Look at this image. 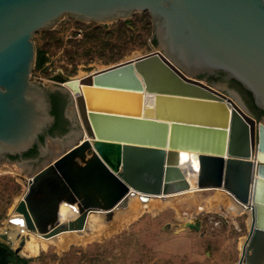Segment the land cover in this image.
<instances>
[{
  "label": "water",
  "instance_id": "95a60500",
  "mask_svg": "<svg viewBox=\"0 0 264 264\" xmlns=\"http://www.w3.org/2000/svg\"><path fill=\"white\" fill-rule=\"evenodd\" d=\"M134 10L152 14L156 50L67 86L57 74L48 87L30 81L34 32L64 14L107 23ZM54 91L67 98V123L51 135ZM255 105L264 110V0H0V164L16 160L26 176L40 169L17 211L46 237L62 230L63 200L81 211L67 229H84L89 211L109 221L133 191L147 200L189 189L179 165L186 150L198 155L200 188L223 186L251 203L237 264H264V115ZM85 132L94 143L72 146ZM0 238V264H17L18 250Z\"/></svg>",
  "mask_w": 264,
  "mask_h": 264
},
{
  "label": "rangeland",
  "instance_id": "374dc122",
  "mask_svg": "<svg viewBox=\"0 0 264 264\" xmlns=\"http://www.w3.org/2000/svg\"><path fill=\"white\" fill-rule=\"evenodd\" d=\"M153 27L149 11L134 10L107 23L64 14L52 28L34 32L36 58L30 81L48 87L55 83L50 80L54 74L75 77L88 68L152 52L157 49L151 40ZM21 169L26 167L16 160L0 164V232L10 224L25 192L16 175ZM217 192L202 190L150 202L139 197L133 204L136 209L121 207L112 219L102 217L77 238L37 242L39 250L31 253L26 243L11 235L8 250L13 253L21 246L17 264H237L250 231L249 214L230 210L227 197L221 194L220 200ZM188 222H200V229L188 227Z\"/></svg>",
  "mask_w": 264,
  "mask_h": 264
},
{
  "label": "bare ground",
  "instance_id": "6f19581e",
  "mask_svg": "<svg viewBox=\"0 0 264 264\" xmlns=\"http://www.w3.org/2000/svg\"><path fill=\"white\" fill-rule=\"evenodd\" d=\"M130 59H132V58H130ZM109 66H111V65H109ZM109 66L88 68L83 73H81L80 75L75 76V77H67V76H65L63 74H59V75L65 78L63 84L67 86V82L68 81L81 79V78H83V77H85V76H87L89 74H92V73H94V72H96L98 70L105 69V68H107ZM74 99H75V96H74ZM76 109H77V106H76ZM77 113H78V110H77ZM86 139H89L92 142V144L94 143V139L92 137H89L87 135V133L85 132L84 137L82 139H80L79 142L76 141L72 146H74V145L78 146L80 143H83ZM69 149H67L66 151H68ZM66 151H64L62 154L57 156L55 159H53L52 161H50L49 163H47L43 167H46L50 163H54ZM90 156L91 155L88 154L87 158L90 157ZM197 157H198V155L195 152L191 153L190 151H186V150H182L181 151V158H180V164L179 165L185 171V177H186V179L188 180V182L190 184L189 189H186V190H184L182 192L166 194V195L165 194H161V195H158V196L146 195V196H148L147 198L149 199V202L151 200L155 201L156 199H163V198L165 199V198H168V197L179 196V195L186 194V193H193V192H196V191L216 190V192L218 191L217 193L220 194V195H217V198H219L220 200H223L222 199L223 196L227 197L225 202L228 205V208L230 210H232L233 212L239 213V214L243 213V215H244V213L249 214V227H251V217H252L251 213H252V209H251V203L250 202L249 203H244V202L238 200L237 198H235V196L231 192H229L223 186L222 187H209V188H200L198 186L199 162H198ZM38 171H36L34 174L27 175V176L26 175L22 176L19 173V171L16 172L17 177L20 178V180L23 182V184L25 186V188H24L25 192L23 191L24 193L20 196V198L16 202V205H15L14 210H13V215L10 218V224L8 225L7 228H5L3 231L0 232V234H5L7 236L6 242L10 240L11 235H15L16 237H18V239H21L24 243H26L27 250H29L31 253H33V252L35 253V252H37L39 250L40 244H38L37 242H41L42 241L43 243H47V242H49V241H51V240H53V239H55L57 237L60 238V237H63V236L66 237V238L67 237H71V236H74V237L76 236L75 238H77V236H79L82 233H84L89 226L90 227H94L97 224L101 223L102 217L104 218L106 216V211H103V210H91L87 214V220H86V224H85V228L84 229H67V226H68V224L71 221H76L81 216V211H80L79 206H78V201H76L75 203H71V202H69L67 200H63V201L60 202L59 210H58V216H59L58 220H59V223H60V228L62 230L60 232H58L57 234H55L53 236L46 237L42 233H40L38 231L30 230L26 223H19V219L21 217H23V214L20 213L19 211H17V206L20 203V201L22 199H24V195L28 191V188H29L30 180H32V178L34 177V175ZM143 195L144 194L140 193L139 191H133L132 193H130L129 194V200H128L127 208L132 207V206L134 207L133 204L135 203V201L137 202V199L139 197L143 198ZM191 195H193V194H191ZM135 204H137V203H135ZM120 208L121 207L114 208V210H113L114 213L117 212ZM132 209H136V208L134 207ZM28 237H29V239H27ZM11 243H13V242H11ZM19 243L21 244V242H19ZM14 245H16V244H14ZM21 245L23 246V244H21ZM240 245H242V244H240ZM19 247H21V246H19ZM19 247H16L17 249H14V250H18V252L20 254V251L18 249ZM240 248H241V246H240Z\"/></svg>",
  "mask_w": 264,
  "mask_h": 264
},
{
  "label": "trees",
  "instance_id": "16d2710c",
  "mask_svg": "<svg viewBox=\"0 0 264 264\" xmlns=\"http://www.w3.org/2000/svg\"><path fill=\"white\" fill-rule=\"evenodd\" d=\"M155 41V40H154ZM209 81H212V77H208ZM234 83H236L240 88H242L249 96L250 98L253 100V96L252 93L248 90H246L241 83H239L238 81L231 79ZM51 96V113L55 116L56 121L55 124L53 125V127L50 128V134L53 135L54 134V130L57 128H60L61 131H65L66 130V123L67 120L64 117V108L66 106L67 103V98L66 96L60 92V91H54L50 93ZM254 102V100H253ZM255 104V103H254ZM256 109H257V117L260 118L261 116L264 115V110L258 108L255 105ZM41 141L44 140V135H42L40 137ZM38 152V147L37 145H35L30 151L29 153L26 154H31L34 155Z\"/></svg>",
  "mask_w": 264,
  "mask_h": 264
},
{
  "label": "flooded vegetation",
  "instance_id": "af4514ba",
  "mask_svg": "<svg viewBox=\"0 0 264 264\" xmlns=\"http://www.w3.org/2000/svg\"><path fill=\"white\" fill-rule=\"evenodd\" d=\"M218 74H222V73H218ZM223 76H224V75H223ZM208 77H213V78H214L215 75H209ZM224 78H225V77H224ZM230 80H231V79H230ZM52 127H53V126H52ZM50 128H51V127L48 128V132H47L48 134H50V132H49V131H50ZM23 156H24V154H22V155H20V156H18V157H23Z\"/></svg>",
  "mask_w": 264,
  "mask_h": 264
}]
</instances>
